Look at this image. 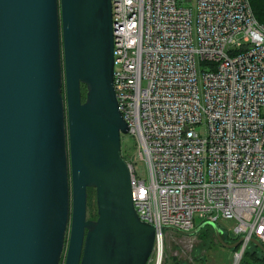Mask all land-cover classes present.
Segmentation results:
<instances>
[{
  "label": "water",
  "instance_id": "obj_1",
  "mask_svg": "<svg viewBox=\"0 0 264 264\" xmlns=\"http://www.w3.org/2000/svg\"><path fill=\"white\" fill-rule=\"evenodd\" d=\"M113 47L111 0H0V264H148L156 229L132 202ZM205 226L224 248L243 240L212 221L164 229Z\"/></svg>",
  "mask_w": 264,
  "mask_h": 264
},
{
  "label": "built area",
  "instance_id": "obj_2",
  "mask_svg": "<svg viewBox=\"0 0 264 264\" xmlns=\"http://www.w3.org/2000/svg\"><path fill=\"white\" fill-rule=\"evenodd\" d=\"M111 6L114 90L148 178L122 156L136 212L156 229L153 253L165 226L190 231L199 219L243 237L239 264L251 238L264 247V18L251 0Z\"/></svg>",
  "mask_w": 264,
  "mask_h": 264
},
{
  "label": "rangeland",
  "instance_id": "obj_3",
  "mask_svg": "<svg viewBox=\"0 0 264 264\" xmlns=\"http://www.w3.org/2000/svg\"><path fill=\"white\" fill-rule=\"evenodd\" d=\"M198 131L202 135H205L206 126L200 125L198 127ZM121 152L123 156H129L132 158L136 175L141 179H147V166L145 161L142 160L139 155L138 141L134 135L130 133L121 135ZM90 192V201L87 202L88 218H92L91 216L95 213L97 215L95 193L94 191ZM199 224L200 220L196 219V225ZM220 225L230 227L233 226V221L230 220L227 222H221ZM202 255H206V261H204L205 264H233L234 262L232 250L224 248L219 245V243L213 245L206 251L203 247V243L200 241V237H198L197 234L186 236L172 230H167L166 235L164 233L160 264H202L198 262V259L201 258ZM158 256L159 255L154 252L148 264H157L159 259ZM61 264H63V260Z\"/></svg>",
  "mask_w": 264,
  "mask_h": 264
},
{
  "label": "trees",
  "instance_id": "obj_4",
  "mask_svg": "<svg viewBox=\"0 0 264 264\" xmlns=\"http://www.w3.org/2000/svg\"><path fill=\"white\" fill-rule=\"evenodd\" d=\"M251 6L257 20L262 21L264 18V0H251ZM82 94L84 97L85 96L84 87ZM90 191H94L95 193V190L93 188L88 189L87 202L90 201V197H91L89 196V193H91ZM95 216L97 217L96 213L91 216L92 217L91 219H95L96 218ZM196 234L198 237H200V241L201 243H203V247L206 251L209 248H211L213 245L218 244L213 228L210 226H205L201 228ZM222 236L226 241L230 243L232 242V240L228 237L226 233L223 232ZM231 250L232 252L235 251V249H231ZM204 261H206V255H202V257L198 259V262L202 264H205ZM239 264H264V252L261 251L254 244H250V246L245 250Z\"/></svg>",
  "mask_w": 264,
  "mask_h": 264
},
{
  "label": "bare ground",
  "instance_id": "obj_5",
  "mask_svg": "<svg viewBox=\"0 0 264 264\" xmlns=\"http://www.w3.org/2000/svg\"><path fill=\"white\" fill-rule=\"evenodd\" d=\"M160 260H161V257H159L158 261H157V264H160Z\"/></svg>",
  "mask_w": 264,
  "mask_h": 264
}]
</instances>
